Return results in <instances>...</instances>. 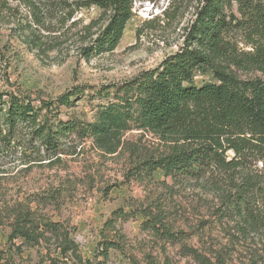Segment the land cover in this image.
I'll return each mask as SVG.
<instances>
[{
  "label": "rangeland",
  "instance_id": "obj_1",
  "mask_svg": "<svg viewBox=\"0 0 264 264\" xmlns=\"http://www.w3.org/2000/svg\"><path fill=\"white\" fill-rule=\"evenodd\" d=\"M21 1L7 0L0 12V94L27 96L39 107L40 101H55L80 88L71 97L73 106L61 107L57 119L83 123H93L98 107L112 101V95L107 98L100 91L103 87L130 81L183 47L203 4V0H135L133 17L116 49L84 58L83 49L93 46L108 20L100 9L82 6L87 0H31L32 7ZM231 13L240 18L235 4ZM234 41L240 64L230 66L232 73L240 80L264 81V72L243 63L253 54L247 45L250 38L237 35ZM211 81V74L197 73L194 78L197 86ZM172 147L161 134L133 128L115 154L86 139L66 143L63 154L49 156L34 137L18 132L10 142L0 140V204L30 203L32 209L43 211L68 229L79 255L92 264H133L131 258L145 264L148 254L160 262L166 256L172 264H190L182 245L208 256L220 253L227 264H264V230L249 229L245 221L229 217L231 213L222 216L225 195L207 177L174 180L158 170L151 178H132L131 169L139 159L159 157ZM252 168L264 170L261 162ZM39 198H47L49 204H37ZM157 202L183 233L182 244L162 250L152 233L142 230V218L127 217L116 223L127 242L126 254L111 250L104 261L98 253L107 235L105 223L113 213H135ZM9 235L7 224L0 226V264H51L50 258L74 264L54 252L49 242L32 246L17 239L13 246Z\"/></svg>",
  "mask_w": 264,
  "mask_h": 264
},
{
  "label": "trees",
  "instance_id": "obj_2",
  "mask_svg": "<svg viewBox=\"0 0 264 264\" xmlns=\"http://www.w3.org/2000/svg\"><path fill=\"white\" fill-rule=\"evenodd\" d=\"M6 1L0 0V12ZM134 1L83 3L85 7H97L108 19L93 46L83 49L84 58L116 49L133 17ZM21 2L34 5L31 0ZM234 4L240 18L231 13ZM237 35L251 40L247 45L253 54L243 63L248 69L264 72V0H208L198 9L185 43L176 53L130 81L100 90L105 97L113 98L98 107L93 123L57 119L61 107L73 106L71 97L80 88L55 101H40L39 107L30 97L0 94V140L10 142L16 133L25 131L49 156H58L63 154L64 144L91 139L99 150L115 154L123 136L133 128L161 134L173 147L159 157L139 159L131 169L133 179L151 178L158 170L174 180L207 177L225 195L222 216L231 213L229 217L245 221L249 229L264 230V170L252 168L259 162L264 168V81L240 80L230 70L231 65L240 64L233 45ZM197 73L211 74L213 81L197 86ZM230 151L231 157L227 155ZM37 200V204H49L47 198ZM257 205L260 207L255 210ZM138 216L142 218V230L152 233L162 250L185 240L159 202L141 206L135 213L119 210L105 223L107 235L98 253L104 261L111 250L126 254L127 242L116 223ZM4 224L10 229L8 241L13 246L17 239L32 246L49 242L63 259L92 264L79 255L67 228L43 211L32 209L30 203L0 204V226ZM181 251L190 258V264H227L220 253L208 256L186 245ZM50 260L51 264L60 263L56 258ZM144 263L172 264L166 256L160 262L149 254L144 255Z\"/></svg>",
  "mask_w": 264,
  "mask_h": 264
},
{
  "label": "water",
  "instance_id": "obj_3",
  "mask_svg": "<svg viewBox=\"0 0 264 264\" xmlns=\"http://www.w3.org/2000/svg\"><path fill=\"white\" fill-rule=\"evenodd\" d=\"M208 0H203V3H206Z\"/></svg>",
  "mask_w": 264,
  "mask_h": 264
}]
</instances>
